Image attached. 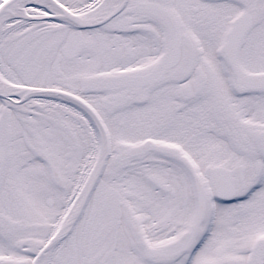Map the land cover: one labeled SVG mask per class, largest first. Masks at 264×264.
<instances>
[{"label":"snow or ice","instance_id":"6c2138e0","mask_svg":"<svg viewBox=\"0 0 264 264\" xmlns=\"http://www.w3.org/2000/svg\"><path fill=\"white\" fill-rule=\"evenodd\" d=\"M0 264H264V0H0Z\"/></svg>","mask_w":264,"mask_h":264}]
</instances>
